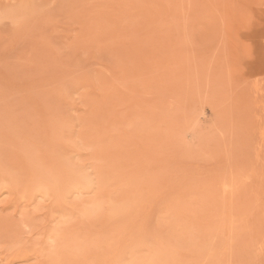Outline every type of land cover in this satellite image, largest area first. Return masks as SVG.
<instances>
[{
  "label": "rangeland",
  "instance_id": "obj_1",
  "mask_svg": "<svg viewBox=\"0 0 264 264\" xmlns=\"http://www.w3.org/2000/svg\"><path fill=\"white\" fill-rule=\"evenodd\" d=\"M0 264H264V0H0Z\"/></svg>",
  "mask_w": 264,
  "mask_h": 264
}]
</instances>
